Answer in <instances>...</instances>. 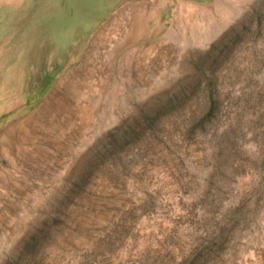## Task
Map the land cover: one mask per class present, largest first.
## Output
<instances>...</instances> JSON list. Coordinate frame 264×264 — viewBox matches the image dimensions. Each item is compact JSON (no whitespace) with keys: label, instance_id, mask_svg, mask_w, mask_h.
I'll return each mask as SVG.
<instances>
[{"label":"rangeland","instance_id":"1","mask_svg":"<svg viewBox=\"0 0 264 264\" xmlns=\"http://www.w3.org/2000/svg\"><path fill=\"white\" fill-rule=\"evenodd\" d=\"M134 1L0 0V264H264V0Z\"/></svg>","mask_w":264,"mask_h":264},{"label":"bare ground","instance_id":"2","mask_svg":"<svg viewBox=\"0 0 264 264\" xmlns=\"http://www.w3.org/2000/svg\"><path fill=\"white\" fill-rule=\"evenodd\" d=\"M129 1V0H128ZM131 1V0H130ZM137 1V0H136ZM136 1H134L136 3ZM153 1V0H152ZM159 1V0H158ZM157 1V2H158ZM167 1V0H166ZM170 1V0H169ZM237 0H218L216 2V6L214 7L213 11H211L210 9H202L201 11H199V9L195 8V9H192L191 7V14L194 15L195 17V20H193L190 24L191 26L190 27V30H189V35L190 37H193L194 35V30L196 31H203L206 30V32L208 30H212V31H215L216 27L218 26L217 22L220 20H226V17L227 16H230V15H233L234 13L237 12V10L235 9L236 8V2ZM138 2V1H137ZM148 2V1H147ZM133 3V2H132ZM165 3V2H164ZM38 4V3H37ZM59 4V3H58ZM148 4V3H147ZM158 4H154L153 7H156ZM160 5V4H159ZM158 5V6H159ZM133 10H132V13L133 15L136 17V18H133V22L131 24V33L133 34L132 36H135L136 39L141 37L143 35V33L145 32V28H146V24L149 20L151 19H155L153 13H151L149 11V13H142L143 11H145V9L147 10V7L146 5H144V3H141V4H138L137 6L135 5L134 7H132ZM186 9H188L189 7L185 6ZM194 8V7H193ZM160 9V8H159ZM163 11V10H162ZM213 12V13H212ZM122 14V13H121ZM124 14V13H123ZM146 14L149 15V19L146 18ZM183 14V13H182ZM212 14H214V18L218 19V20H214L212 19L213 16ZM34 15V14H33ZM126 15V14H125ZM117 17V16H116ZM186 17V16H185ZM188 17V16H187ZM118 18V17H117ZM2 20V19H1ZM12 20H15V19H12ZM114 20V19H113ZM17 21V20H15ZM31 21V20H30ZM112 20L110 19V21L108 23H110ZM173 21V20H172ZM13 22V21H12ZM186 22V25L189 24L187 21V19L184 21ZM183 22V24H184ZM10 23V22H9ZM178 23V22H177ZM107 24V23H106ZM172 24V23H171ZM182 24V28H184ZM30 25V24H29ZM178 25V24H177ZM8 26V25H7ZM148 26V25H147ZM180 26V25H179ZM12 27V26H11ZM9 27V28H11ZM174 28V27H173ZM8 29V28H7ZM103 29V28H102ZM147 29V28H146ZM168 29V28H167ZM171 29V28H170ZM186 29V26L185 28ZM129 30V32H130ZM173 30V29H172ZM159 31H162L160 25H159V22L158 21H155V27L152 31V34L154 36L155 33L159 32ZM185 31V30H184ZM5 32V31H4ZM208 33V32H207ZM2 34V33H0ZM169 34V33H168ZM207 35V34H206ZM24 36V35H23ZM129 37V36H128ZM167 37H169V39H171V36L169 34V36L167 35ZM22 38V37H21ZM194 38V37H193ZM206 37H204L205 39ZM20 39V38H18ZM135 39V40H136ZM196 39V38H195ZM32 45V44H31ZM29 49V48H28ZM81 69V68H80ZM3 70V66H0V73L1 71ZM11 70V69H10ZM25 70V68H24ZM80 71V70H78ZM80 74V72H77ZM17 75L11 73V75L9 76H5V77H2V80L0 79V102L3 103L2 101L6 100L5 102V106H1L0 107V115L2 116L3 114H6V113H12L13 114V117L10 121H13L11 123H9L6 127L7 131H10L11 133H13L15 131V129H13V126H15L18 122V119L21 118L23 116V114H21L19 111L21 108V104L24 102V101H20L18 99H15V96L17 95V88L18 85H19V80L18 78L16 77ZM81 76V75H80ZM79 77V76H78ZM77 77V78H78ZM61 85V84H60ZM17 86V87H15ZM7 88V89H6ZM59 88V86H58ZM6 89V90H5ZM77 89V88H76ZM58 89H54L53 90V95L52 96H49L50 98L48 100H53L57 103V92ZM61 90V89H60ZM60 94V93H59ZM63 96V95H62ZM66 96V95H65ZM68 96V95H67ZM66 96V97H67ZM59 98V97H58ZM61 98V97H60ZM47 100V102H48ZM45 102V104L47 103ZM59 102V101H58ZM52 103V102H51ZM45 104L43 105V107H40L39 110L42 108L45 107ZM55 104V103H53ZM47 107V106H46ZM54 108V107H53ZM79 108V107H78ZM86 109V108H84ZM44 110V109H43ZM80 110V109H79ZM42 111V110H41ZM45 111V110H44ZM82 111H83V108H82ZM86 111V110H85ZM89 112V111H88ZM20 114V115H19ZM88 115V113H87ZM44 116V115H43ZM27 121V120H26ZM8 122V121H7ZM43 123V122H42ZM48 123V122H46ZM12 126V127H11ZM51 126V125H50ZM36 129V128H35ZM42 130V129H41ZM6 131V132H7ZM25 133V130L24 131H21L19 132L18 135L20 134H23ZM29 133V132H28ZM38 137V136H37ZM27 138V137H26ZM3 140H0V146L2 147V144L5 143V142H2ZM22 141V140H21ZM0 154H6V150L5 149H2L1 150V153Z\"/></svg>","mask_w":264,"mask_h":264},{"label":"crops","instance_id":"3","mask_svg":"<svg viewBox=\"0 0 264 264\" xmlns=\"http://www.w3.org/2000/svg\"><path fill=\"white\" fill-rule=\"evenodd\" d=\"M117 0H105V2H107V3H105V4H103L101 7H99L98 9L96 8L94 11L97 13V15L99 16V15H102V14H105V13H108L109 11L107 10H105V9H111V7L113 8V6H114V2H116ZM207 1V0H206ZM82 5L81 3L79 4L78 2H77V0H76V2H74V6L75 5ZM86 4V3H85ZM87 5V4H86ZM83 6V5H82ZM105 7V8H104ZM94 9V8H93ZM93 9H91V10H93ZM101 9V10H100ZM103 9V10H102ZM111 11V10H110ZM87 22H94L95 20H86ZM97 21V20H96Z\"/></svg>","mask_w":264,"mask_h":264}]
</instances>
